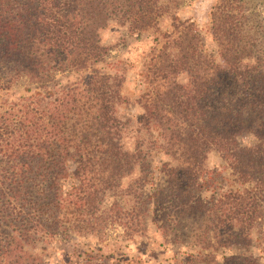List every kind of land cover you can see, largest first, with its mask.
Instances as JSON below:
<instances>
[{"label":"trees","instance_id":"trees-1","mask_svg":"<svg viewBox=\"0 0 264 264\" xmlns=\"http://www.w3.org/2000/svg\"><path fill=\"white\" fill-rule=\"evenodd\" d=\"M190 1L0 0V89L24 79L30 92L0 112V264H43L39 250L52 237L96 232L109 220H123L130 236L143 230L135 208L101 204L124 189V177L148 173L151 148L170 158L152 194L160 227L181 241L177 236L201 231L205 248L214 247L209 232L218 245L248 246L264 204V33L240 13V0H215L207 24L213 53L194 19L178 15ZM111 23L127 35L148 33L155 43L134 99L142 112L132 148L123 143L132 121L118 111L128 100L121 71L96 66L112 49L101 41ZM66 71L81 75L61 85L54 76ZM148 130L156 136L145 145ZM246 134L255 141L243 143ZM211 150L248 185L212 205L192 190ZM179 215H206L209 224L189 229ZM246 253L222 264H264Z\"/></svg>","mask_w":264,"mask_h":264},{"label":"rangeland","instance_id":"rangeland-1","mask_svg":"<svg viewBox=\"0 0 264 264\" xmlns=\"http://www.w3.org/2000/svg\"><path fill=\"white\" fill-rule=\"evenodd\" d=\"M214 1L192 0L178 11L182 19H194L203 45L213 53L216 47L207 31V24L208 14ZM239 5L240 13L258 22L259 26L255 29L264 33V0H240ZM160 27L165 32L170 29L169 15L161 19ZM101 41L105 45H110L112 49L106 59L96 66L105 71H113L114 64V67H118L121 71L123 76L121 90L128 100L119 105L118 111L132 121V126H129L123 138L125 146L132 148L136 144L134 123L142 112L134 99L142 89L144 60L155 43L150 34L143 33L140 37L127 35L125 29L115 23L109 24L101 31ZM251 61V59H246L243 64H249ZM80 75V72L66 71L56 73L54 79L64 85L76 81ZM1 83L2 81L0 85ZM26 85L24 79H19L8 89H0V112L12 101H18V97L30 94L24 89ZM142 134L146 139L145 145L149 144V140L153 141L156 136L153 130L143 131ZM241 140L246 144L255 141L249 134L243 136ZM150 151L152 154L148 158L150 162L148 173L142 175L140 171L135 170L134 173L124 177L122 179L124 189L107 193L101 204V210L113 202H117L123 209L135 208L136 212L144 218L143 230H138L130 236L123 220H109L99 226L96 232L67 231L62 235L52 237L46 242L44 249L39 250L42 251L43 264H222L225 257L239 255L244 251L257 258L259 263H264V204L260 214L254 217L251 241L246 248L237 244L218 245L212 238L211 232L208 233V237L214 247L205 248L198 243V239L204 236L201 231H197L196 236H190L192 232L189 230L188 233L186 232L187 235L177 236L185 237L182 241L180 239L176 241L169 234L170 232L162 229L161 222H156L154 219V217H159V219L163 217L154 204L152 194L157 187L163 185L162 164L170 161V158L157 148H151ZM71 184V178L64 181L65 188H69ZM247 186V184L242 185L235 178L219 152L211 150L205 160L204 172L196 178L192 190L204 203L212 205L224 193L230 190H241ZM207 218L206 215L203 219L194 215H179L177 220L181 224H187L191 229L200 223H202L201 226H207L209 224ZM208 253L213 255L208 256Z\"/></svg>","mask_w":264,"mask_h":264}]
</instances>
